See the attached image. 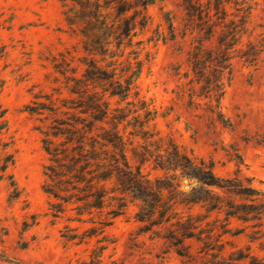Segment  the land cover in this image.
<instances>
[{
  "label": "trees",
  "instance_id": "obj_1",
  "mask_svg": "<svg viewBox=\"0 0 264 264\" xmlns=\"http://www.w3.org/2000/svg\"><path fill=\"white\" fill-rule=\"evenodd\" d=\"M57 1L66 32L79 40L78 47L52 57L53 93L39 92L24 112L38 123L34 130L46 155L41 190L49 199L50 215L61 219L72 212L68 221L93 225L81 233V227H66L68 240L82 243L102 234L130 199L140 202L135 219L144 224L143 230L155 228L157 238L170 244L183 264H241L250 258L243 250L226 254L223 236L230 232V219H264V201L241 202L264 193L245 186L238 176L215 175L213 163L189 156L151 129L157 113L137 90L149 58L146 53L142 59L146 45L174 41V17L166 16L168 35L156 29L144 41L138 37L150 25L148 8L161 0ZM180 1L181 39L189 37L186 63L191 75L183 93L194 111L231 127L220 102L233 72L232 53L251 22L253 2ZM262 53L264 40L259 57ZM248 58V66L257 63L255 54ZM259 145L264 146V132ZM152 171L163 175L151 177ZM179 179L197 185L181 191ZM104 204L109 209L102 216L98 210ZM197 207L205 213H195ZM211 214L216 220L210 221ZM219 214H224L223 223ZM190 242L199 244L197 252Z\"/></svg>",
  "mask_w": 264,
  "mask_h": 264
},
{
  "label": "rangeland",
  "instance_id": "obj_2",
  "mask_svg": "<svg viewBox=\"0 0 264 264\" xmlns=\"http://www.w3.org/2000/svg\"><path fill=\"white\" fill-rule=\"evenodd\" d=\"M248 1L254 8L251 22L232 53L233 72L220 102L231 127L194 111L188 94L183 93L191 75L186 63L189 37L181 39L180 0H161L148 8L151 22L138 39L146 41L156 29L168 35V13L174 17L176 39L146 45L142 59L146 53L149 58L137 90L157 113L151 129L171 138L189 156L213 163L215 175L238 176L245 186L264 193V146L259 145V133L264 132V53L259 57L264 0H244ZM66 31L57 0H0V170L7 165L0 171V264H183L170 244L157 238L155 228L145 231L144 224L136 221L139 201L127 199L126 210L102 234L82 243L69 241L66 227H81V233L93 225L68 221L72 212L61 219L50 215L49 199L41 190L46 155L34 130L38 123L24 109L39 92L53 93L52 57L78 47L79 40ZM253 54L257 63L248 66L244 59ZM156 175L163 173L151 172V177ZM187 185L194 187L197 182L179 179L181 191H187ZM262 201L264 196L241 202L258 205ZM108 209L104 204L98 211L104 216ZM194 212L205 213L199 207ZM215 218L216 214L210 215V221ZM224 218L219 214L218 222ZM228 223L225 253L243 250L250 258L241 264H264V219L246 223L230 219ZM190 244L192 252H197L199 244Z\"/></svg>",
  "mask_w": 264,
  "mask_h": 264
},
{
  "label": "water",
  "instance_id": "obj_3",
  "mask_svg": "<svg viewBox=\"0 0 264 264\" xmlns=\"http://www.w3.org/2000/svg\"><path fill=\"white\" fill-rule=\"evenodd\" d=\"M196 183H194L193 185H195Z\"/></svg>",
  "mask_w": 264,
  "mask_h": 264
}]
</instances>
